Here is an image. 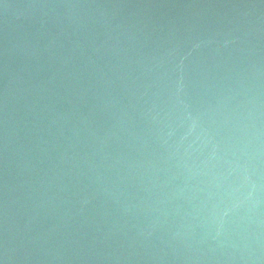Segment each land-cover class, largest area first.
<instances>
[{
	"label": "water",
	"instance_id": "1",
	"mask_svg": "<svg viewBox=\"0 0 264 264\" xmlns=\"http://www.w3.org/2000/svg\"><path fill=\"white\" fill-rule=\"evenodd\" d=\"M0 264H264V0H0Z\"/></svg>",
	"mask_w": 264,
	"mask_h": 264
}]
</instances>
